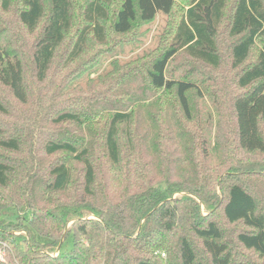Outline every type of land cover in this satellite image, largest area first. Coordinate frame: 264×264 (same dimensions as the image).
Here are the masks:
<instances>
[{"label":"trees","instance_id":"1","mask_svg":"<svg viewBox=\"0 0 264 264\" xmlns=\"http://www.w3.org/2000/svg\"><path fill=\"white\" fill-rule=\"evenodd\" d=\"M0 264H264V0H0Z\"/></svg>","mask_w":264,"mask_h":264},{"label":"rangeland","instance_id":"2","mask_svg":"<svg viewBox=\"0 0 264 264\" xmlns=\"http://www.w3.org/2000/svg\"><path fill=\"white\" fill-rule=\"evenodd\" d=\"M15 11L16 9L12 8L8 14L4 15L7 21L12 22L14 20ZM174 17V13L170 16L158 13L155 18L144 25L140 31L132 32L128 36L123 37L112 35V41L115 43L105 46L110 50L109 54L103 56L101 62L98 63L94 69L76 80L73 83V86L75 88H81V90L89 94L91 98L98 93H105L106 91H113L115 89L119 90L121 87L120 82L125 77V68L131 66L135 60L153 52L157 48L161 39H163L169 31V27L174 21ZM108 25L109 24H106L107 27ZM97 49L98 47L96 45H92L88 53H92ZM61 55L62 54L59 53L57 59L60 60ZM227 71L228 69L226 68H222L221 70L224 74ZM229 75L231 74L226 73V78H230ZM56 76L58 80L62 78L59 72ZM201 107L202 109L211 108L210 102L207 104H201ZM70 225L71 223L68 224V226ZM71 244V239H68L65 248L69 249Z\"/></svg>","mask_w":264,"mask_h":264}]
</instances>
